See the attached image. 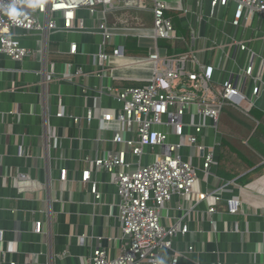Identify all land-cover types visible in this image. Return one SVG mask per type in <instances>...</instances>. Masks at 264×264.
<instances>
[{
  "label": "crops",
  "instance_id": "1",
  "mask_svg": "<svg viewBox=\"0 0 264 264\" xmlns=\"http://www.w3.org/2000/svg\"><path fill=\"white\" fill-rule=\"evenodd\" d=\"M165 1L166 14L176 13L175 17L167 14L174 27L175 19L180 23L181 30L175 27L177 35L189 38L188 48L215 46L197 53L198 62L213 66V86L220 87L231 79L242 87L246 101L238 110L252 115L254 127L240 144L235 143L238 149H231L232 158L224 159L225 169L220 174L216 162L222 131L218 123L213 129L209 118L185 114L184 122L204 125L200 141L214 145V162L203 171L201 154L192 147H183L182 156L199 168L198 177L192 194L175 195L164 203L160 221L165 226L179 223L188 227L185 234L172 239V247L179 254L178 264H264V136L253 134L257 126L264 132V124H259L258 119L264 114V16L255 14L234 25L232 1L213 9L210 0ZM151 7V1L143 0L129 8L106 12V24L120 33L113 38L112 48L123 46L126 57L111 58L102 75L96 72L94 62L101 42V8L92 14L85 9L76 11V16L84 20L82 30H65L61 18L56 17L58 28L49 31L45 40L35 32L14 30L19 42L35 52L21 61L0 55V264H89L96 248L104 249L109 258L119 253L123 240L117 188L112 175L95 169L92 161L107 152L127 148L112 141L115 131L104 127L102 120L103 114L118 110L120 103L100 91L109 85H140L149 78L151 63H137L126 49L127 38L132 37L137 38L138 48L145 49L144 56L156 51L154 39L146 37L151 33ZM126 9L139 16H129L130 20L123 11ZM141 14L147 19L142 21ZM191 34L196 37L194 41ZM230 39L246 43L248 49L216 47ZM43 42L47 46L45 62L37 51ZM72 44H76L74 53L70 52ZM252 54V76L245 79L242 67ZM50 62L54 64V76L59 78L42 84ZM77 69L85 75L62 78L65 73L74 76ZM257 82L260 92L252 95ZM59 104L65 114L62 117L56 116ZM88 112L92 114L90 121L86 119ZM69 115L80 121L74 123ZM230 126L234 135V127L242 129L245 123L234 120ZM138 159L127 154L131 163ZM140 160L146 163L151 158L145 153ZM86 169L91 171L90 179L101 193L98 200L81 181ZM19 172L27 174L37 187L18 192L12 176ZM233 173L236 175L227 176ZM198 192L218 198L197 201ZM230 198L240 202L235 213L228 212ZM210 207L215 210L210 212ZM170 258L171 251H164V264H169Z\"/></svg>",
  "mask_w": 264,
  "mask_h": 264
},
{
  "label": "built area",
  "instance_id": "2",
  "mask_svg": "<svg viewBox=\"0 0 264 264\" xmlns=\"http://www.w3.org/2000/svg\"><path fill=\"white\" fill-rule=\"evenodd\" d=\"M140 1L143 0H42V6L35 9L23 5L27 19L23 24H17L6 14L7 5L12 0H0V55L21 61L35 52L19 42L14 34L15 29L35 32L45 40L49 31L58 28L56 17H59L63 29L72 30L77 27L82 30L85 28L84 20L76 16V11L85 9L92 14L101 5L100 10L104 16L98 24L101 42L99 51L94 55V62L98 68L96 72L102 75L111 58L126 57L121 45H115L107 51L113 38L120 33L108 27L106 12L118 7L129 8ZM149 1L152 2V26L151 33L146 37L154 39L156 51L133 58L137 63H151L149 78L140 85H109L100 91L112 95L120 103L118 110L103 114L102 120L104 127H111L115 131L112 141L125 145L127 150L107 152L92 161L95 169H103L112 175L117 188L118 219L123 242L119 253L112 258L107 256L104 249L96 248L89 264H157L164 251H171L169 264H178L179 254L172 247V239L185 234L188 227L179 223L163 225L160 221L161 208L173 196L188 197L193 192L199 168L183 158V147H192L201 154L203 171H207L214 162V145H205L200 141L204 125L186 123L183 117L185 114L207 117L209 127L216 129L223 105L229 104L241 109L246 101L241 86L231 79L224 81L220 87L213 86V66L199 64L197 53L212 50L214 45L201 49L188 48L183 52L159 50V39L174 41L181 37L177 35L172 18L166 14L167 2ZM198 1L202 3L203 0ZM230 1L235 3L234 25L240 19L247 20L255 14L264 16V0H210V7L226 6ZM191 36V41H194L196 37L194 34ZM216 47L248 49L246 43L234 39L217 44ZM37 51L40 60L45 62V42ZM75 51L76 44H72L70 52ZM252 58L253 54L242 67V77L245 79L252 76ZM83 74L81 69H77L72 74L74 76L65 73L62 78L71 79ZM56 78L59 77L54 76V64L50 62L49 70L43 73L42 84ZM260 88L257 82L252 87V95H258ZM64 115L59 104L56 116ZM69 117L74 123L80 121L77 116ZM91 118L92 114L88 112L86 119L90 121ZM174 137L177 139L174 140ZM153 149L157 150L153 152ZM128 153L139 159L131 163L127 160ZM145 153L150 155L151 160L142 163L140 158ZM90 175V170H84L81 181L87 183L94 199L98 200L101 193ZM12 179L14 187L21 193L37 187L36 182L22 172L13 174ZM209 197L218 198L207 192L197 193V201ZM239 204L237 199H228V212L238 211ZM214 210V207L209 208L210 212ZM38 224L35 223L36 230ZM188 250H192V246ZM9 264L18 263L10 261Z\"/></svg>",
  "mask_w": 264,
  "mask_h": 264
},
{
  "label": "trees",
  "instance_id": "3",
  "mask_svg": "<svg viewBox=\"0 0 264 264\" xmlns=\"http://www.w3.org/2000/svg\"><path fill=\"white\" fill-rule=\"evenodd\" d=\"M97 8H101V5H98ZM123 11L125 14H128L126 15L128 18L129 16L131 17L132 15L139 16L134 10L126 9ZM167 14L172 17H175L176 15V13L169 12V11L167 12ZM140 17L142 18V21L147 19V16H145V14H141ZM130 23L131 22H128V25ZM174 23H175V27L178 28V30H181L180 23H178L176 19L174 20ZM136 45H137V38L128 37L127 38V49L128 50L126 49V53L128 52V55H133L135 57L144 56L146 53L145 49H140ZM188 46H189V38L186 35L180 39H175L174 41H170L166 39L158 40V47L160 48L161 51L163 50L170 51L171 49V50H174L175 52H183L188 49ZM108 48L111 49L112 45L108 46ZM258 119H259V124H264V114L259 116ZM234 120H236L238 124L240 122H244L245 127H243L242 129L234 127L235 134L231 135V131L233 130V127L230 126V123L233 122ZM253 127H254V121L252 120L251 114H243L242 112H240V110H238L235 107L230 106L229 104L223 105L220 111L219 119H218V129L220 132L222 131V137H221V143H220L221 151L218 157V161L216 162L218 165V172H220V174L223 173L222 169H225L223 168V163L225 162L224 159L231 160L232 158L231 149L235 151H237L238 149L235 143L240 144L241 139L249 135ZM238 134H239V137H238ZM253 134L264 136V132L261 131V128L259 126H257L253 130ZM245 150L248 151L247 148H245ZM248 163H249L248 165L250 166L253 165L252 161H249ZM234 175H236V173H233L227 176L233 177Z\"/></svg>",
  "mask_w": 264,
  "mask_h": 264
},
{
  "label": "clouds",
  "instance_id": "4",
  "mask_svg": "<svg viewBox=\"0 0 264 264\" xmlns=\"http://www.w3.org/2000/svg\"><path fill=\"white\" fill-rule=\"evenodd\" d=\"M23 5L35 9L42 6V0H12L7 5L6 14L17 24H23L24 20L27 19ZM157 264H164V261L160 259Z\"/></svg>",
  "mask_w": 264,
  "mask_h": 264
},
{
  "label": "water",
  "instance_id": "5",
  "mask_svg": "<svg viewBox=\"0 0 264 264\" xmlns=\"http://www.w3.org/2000/svg\"><path fill=\"white\" fill-rule=\"evenodd\" d=\"M180 87V86H179Z\"/></svg>",
  "mask_w": 264,
  "mask_h": 264
}]
</instances>
